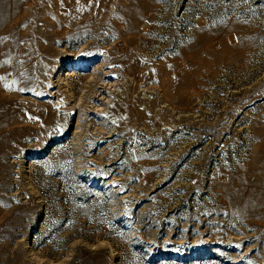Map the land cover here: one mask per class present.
Here are the masks:
<instances>
[{"label":"rangeland","instance_id":"obj_1","mask_svg":"<svg viewBox=\"0 0 264 264\" xmlns=\"http://www.w3.org/2000/svg\"><path fill=\"white\" fill-rule=\"evenodd\" d=\"M0 264H264V0H0Z\"/></svg>","mask_w":264,"mask_h":264}]
</instances>
